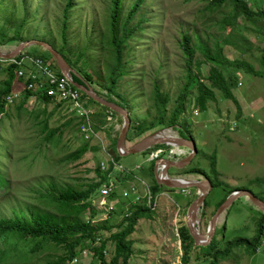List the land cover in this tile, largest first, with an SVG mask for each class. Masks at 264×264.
Instances as JSON below:
<instances>
[{"label": "rangeland", "instance_id": "374dc122", "mask_svg": "<svg viewBox=\"0 0 264 264\" xmlns=\"http://www.w3.org/2000/svg\"><path fill=\"white\" fill-rule=\"evenodd\" d=\"M68 2L0 0V28L7 31L9 37L19 35L26 41L39 40L51 44L62 53L77 78L90 76L94 86L89 85L101 98L107 101V98H111L122 106L124 98L125 104L131 109L134 125L158 116L153 109L155 85L170 96L169 111L177 104L188 82L187 59L182 49L185 35L192 37V44L196 48L193 74L197 75L196 66L201 63V79L205 84H209L208 78L212 76L214 66L205 61L198 48L200 45L215 50V46L220 44L233 64L248 62L256 71L264 72L262 23L255 25L240 19L235 28L228 27L225 30L222 21L231 8L213 13L207 9L209 3L201 0H146L129 24V28H134L144 20L142 29L135 32L125 47L123 66L119 73L118 98H115L104 89L110 85L111 68L114 66L112 49L108 45L111 41L113 0H73L72 9L65 12ZM135 2L123 0L122 24ZM251 3L254 7L253 0ZM18 46L17 43L9 44L0 47V50L10 52ZM26 53L34 57L41 54L52 61L50 52L39 46L30 47ZM9 69L7 65H0V92L8 79ZM234 72L235 68L232 67L226 71V75ZM239 83L235 95L240 102L244 101L242 111L220 92H216L217 102H209L207 108H202L193 91L187 113L182 118L198 150L218 156L220 181L226 184L223 189H213L208 197L207 200L212 203V208L207 210L209 217L226 192L247 190L264 202V80L243 74L240 75ZM36 101L34 99L29 103L22 114L19 107L24 102L10 108L0 118V221H29L38 210H48L53 185L59 191L67 187L81 189L108 177L107 181L114 180L117 186V195L110 200V205L115 206L116 210L108 214L99 204V194L96 195L93 201L99 212L96 222L104 224L107 221L114 232L120 231L126 208H130L133 199H126L125 191L136 186L140 195L144 196L146 188L156 184L155 176L151 174L149 155L142 153L120 157L115 154L119 164L133 176H125L121 172L111 175L97 172L98 165L107 162L110 157L107 153L112 154L113 140L121 135L123 120L118 116L107 120L100 131L106 150L88 151L81 160L68 162L66 157L74 153L85 138L80 132L76 116L68 107H47ZM85 104L96 114L104 113L90 99ZM37 117H40L39 121ZM44 123H48L49 131H63L61 137L57 133L52 144L46 141L48 132L44 133ZM69 123L71 125L66 127ZM161 130L164 129L159 127L141 135L139 133L138 136L133 130V139L127 141V145L138 143ZM173 130L180 134L179 127ZM90 143L95 145L99 141L95 138ZM186 157L188 154L181 159ZM200 157L196 162L202 169L210 171L211 159L202 157V154ZM183 170L171 168L169 175L172 178L207 180L202 176L187 175ZM198 195L195 189L184 192L161 188L154 217L141 220L131 237L134 241V256L130 264H179L182 261L179 230L186 225L187 211ZM203 211L204 208L199 212L202 219L200 230L207 233L209 226L205 224ZM87 217L88 214H85L83 219ZM263 220L262 210L248 198H241L231 207L220 221L216 238H225L221 248L223 252L238 243L245 246L235 251L236 259L223 264H264V234L261 237ZM225 224L227 230L223 232ZM110 236V233L105 234L107 238ZM258 239H262L258 253L252 254L251 250H254ZM0 250L5 253L0 255L5 261L3 264H49L63 254L60 248L51 245L42 255L32 256L30 246L21 241L16 233L1 237ZM91 261L92 256L88 254L82 264H90Z\"/></svg>", "mask_w": 264, "mask_h": 264}, {"label": "trees", "instance_id": "16d2710c", "mask_svg": "<svg viewBox=\"0 0 264 264\" xmlns=\"http://www.w3.org/2000/svg\"><path fill=\"white\" fill-rule=\"evenodd\" d=\"M209 3L207 9L213 13L219 12L225 8H231L230 13L222 21L223 29L231 27L235 28L240 19H245L246 21L253 22V24L258 25L262 23L264 25V0H253L254 7L252 6L251 0H201ZM146 0H136L132 11L129 13L128 18L123 19V0H113V11L111 15V41L110 48L112 49V60L114 61V66L111 68V80L110 85L105 86L104 89L111 96L117 97L118 85H119V73L120 68L123 66V56L125 47L128 45L130 39L133 38L136 31L141 30V24L144 20L138 23L134 28H129L134 16L138 13L141 7L144 5ZM73 0H69L65 12H69L72 9ZM262 29V27H259ZM192 37L189 35L184 36V43L182 44V49L185 53L187 59L188 67V77L187 85L181 91V95L177 99V104L174 106L173 110L169 111L170 96L162 92L159 86H154L153 91V109L158 113V116L151 121H145L144 123H136L131 118V128L127 141H132V131L137 132V136L140 133L148 132L150 130L162 127V129L179 127V131L182 137L191 138V133L186 131V121H182L183 116L187 113L189 98L191 97L193 91L196 92V100L202 108H207L209 102H217L216 92H220L224 95L225 99L236 104L238 109L242 111V105L239 99L235 95V91L239 88L240 75L253 76L255 78L264 80V72H258L255 70L254 66L248 62H238L233 64L226 56L225 48L217 44L215 50L209 48L208 46L200 45L198 48L201 49L205 61L214 66L213 74L208 78L209 84H205L202 81L201 68L202 64L199 63L196 66L197 75L195 76L192 71L193 61L195 57L196 48L192 44ZM26 40L22 39L19 35L9 37L7 31L0 28V47L6 46L14 43H23ZM61 56L62 53L58 51ZM51 54V53H50ZM38 58L44 59L53 70H55L60 76L61 73L54 59L49 61L44 56H36ZM63 57V56H62ZM262 64L264 66V56L262 58ZM235 68V72L226 75V71ZM124 70V69H123ZM242 73V74H241ZM125 73L123 72V76ZM74 82L82 85L85 81L91 86L93 85V80L90 76L79 79L74 77ZM17 82V74L15 69H9V75L6 82L3 84L2 90L0 92V118L5 115L6 100L10 94H12ZM82 99L86 101L88 98L81 93ZM34 97L31 94L27 95L26 101L21 105V114L27 110V106L31 99ZM42 104L48 106L54 105L51 99L44 97H37ZM108 101L117 104L123 109L127 110L131 114V109L126 105L125 99L123 98V106L121 103L113 101L111 98H107ZM91 102H93L91 100ZM98 105L97 103L93 102ZM101 107L100 105H98ZM57 108H64V105H57ZM104 113H98L94 116L95 131L100 133L102 128L105 126V122L110 117H118L116 114L110 113L107 109L101 107ZM170 112V118L167 119L168 113ZM106 113V114H105ZM40 120V117H37ZM78 126L81 127L82 121L78 120ZM73 123V122H71ZM71 123L66 124V127L70 126ZM44 133H47L46 141L48 144L54 143L55 136L60 133L59 137L62 136L63 131L60 129L49 131L48 123H44ZM81 132V131H80ZM82 134V133H81ZM135 134V133H134ZM83 135V134H82ZM136 135V134H135ZM120 138V137H119ZM119 138L114 139L111 147L112 155L121 154L118 150ZM58 143L56 142V145ZM159 146H154L152 148L144 151L143 154L150 155L152 150ZM101 149L100 144L92 145L90 140L84 138L83 144L77 148L74 153H71L66 160L68 162L74 163L81 160L88 151H98ZM208 157L211 159V170L207 171L201 168L199 162H196L197 158ZM201 158V157H200ZM117 159V158H116ZM118 160V159H117ZM151 174L155 176V162L151 163ZM97 172L102 173L101 166L98 165ZM187 175L202 176L205 179L210 180L214 185V191L217 189L225 188L226 184L220 181L221 174L218 170V156L204 154L202 151H198V155L191 162V165L186 167L184 170ZM104 174H111L107 172ZM108 177L101 179L99 183H93L88 186H84L81 189H76L74 187H67L63 190H58L57 186H52V195L48 200V210H38L32 217L31 220H2L0 221V239L6 234L16 233L19 235L21 241L26 242L31 250L30 254L32 256L42 255L47 248L51 245L56 246L62 250L63 254L58 257L55 261L49 264H70L76 259H80L81 255L85 252L92 256V261L90 264H130L131 259L134 256V241L131 239L132 235L135 234L136 228L139 222L143 219L151 220L155 211H152L146 204V201L139 204L130 205L129 209H126L125 219L120 225V231L114 232V228L108 225L107 221L104 224H99L96 222L98 218V211L93 206V201L96 195L99 194V189L104 182H107ZM161 188L157 182L154 187L150 188L153 197H157L161 191ZM235 192V191H234ZM234 192H226L224 199L217 203L215 206V211L212 216H208L207 210L212 208V203L210 200L205 202L203 219L205 224L208 226L212 218L215 216L219 208L225 203V201ZM88 214L86 219L83 216ZM95 222V223H93ZM264 220L261 224V237L264 234ZM227 230V224L224 225L222 231ZM106 233H110V237H105ZM181 238V250H182V262L183 264H192L193 254H195L194 264H223L226 261L236 259L235 251L238 248L245 246L241 243L230 246L226 252H223L221 248L225 243V238L218 240L217 238L214 242L207 247H198L194 245V239L191 237L188 229L183 226L180 230ZM262 239L257 240L254 250H251L252 254H257L259 250V245ZM5 254L1 253L0 255ZM5 261L0 258V264ZM29 262V261H28ZM26 262V263H28ZM83 259L79 260L78 264H82Z\"/></svg>", "mask_w": 264, "mask_h": 264}, {"label": "water", "instance_id": "95a60500", "mask_svg": "<svg viewBox=\"0 0 264 264\" xmlns=\"http://www.w3.org/2000/svg\"><path fill=\"white\" fill-rule=\"evenodd\" d=\"M39 46L51 53L52 58L56 62L61 75L72 83L73 87L84 94L88 99L97 103L101 107L107 109L112 114H116L122 117L123 129L118 141V150L121 156L126 157L134 154H142L149 148L160 145H173L177 147H183L190 150V155L178 161H168L161 159L155 163V180L157 184L162 188L167 189H180L189 191L192 189L198 190V197L193 201L189 207L186 214V225L191 237L194 239V245L198 247H207L211 245L216 239L218 227L222 217L228 213L231 207L241 198H248L258 209L262 210L264 213V202L256 197L252 192L247 190H237L225 201V203L219 208L215 216L212 218L210 225L208 227L207 233H202L200 230V219L199 212H201L207 202L208 197L214 189V185L210 180H192V179H182V178H172L168 176L171 168L185 169L191 165L198 154V147L196 142L192 138H184L182 136H177L175 138L171 137H159L162 132L173 129L167 128L158 131L152 135L145 137L140 142H136L131 146L127 145V137L131 128V118L127 110L118 106L115 103L107 101L98 95L94 89L87 83L83 82L82 85L74 82L73 78L77 77L76 73L67 64L61 54L55 50L51 44L45 41L32 40L21 43L16 49L10 52H4L0 50V60L1 61H13L21 56L22 53L26 52L30 47ZM164 166L166 168V176L170 179H164L160 174H158V168ZM198 216V223L193 222Z\"/></svg>", "mask_w": 264, "mask_h": 264}, {"label": "built area", "instance_id": "2783aa9c", "mask_svg": "<svg viewBox=\"0 0 264 264\" xmlns=\"http://www.w3.org/2000/svg\"><path fill=\"white\" fill-rule=\"evenodd\" d=\"M0 65H7L9 68L15 69L17 82L19 84L6 100V111L17 106L19 103L25 102L28 94H31L34 98H49L55 106L60 104L70 108L77 120L83 122L80 131L85 139L93 140L96 138L99 141L101 148L106 150L104 138L101 137V133L95 131L94 116L96 113L87 108L85 101L82 99L81 92L76 90L71 82L53 70L44 59L31 56V54L24 52L19 58L13 61L0 60ZM113 119V117L108 118V120ZM171 130L176 133L177 136H180L179 132H176L173 129ZM186 149L187 148L174 145H160L152 150V153L149 155V161L151 163H156L161 159L178 161L181 160V157L186 156L187 154L188 156L190 155V151ZM107 155L110 156L108 157L107 162H102L100 164L102 173L111 172L112 174L113 172H121L124 173L125 176H133L131 172L127 171L119 164L114 155L108 153ZM164 169L166 170L164 166H160L158 168V174L161 175L162 170ZM168 176L170 177L169 173ZM115 184L114 180H110L104 182L99 189V204L108 214L113 213L116 210L115 206L110 205L112 197L117 195V186ZM124 197L126 199L133 197L132 203L135 204L146 201L147 206L152 211L156 210L159 201L158 196L154 198L151 189L148 187L146 188L145 195L141 196L137 187L132 186L129 191H125ZM92 204L96 208L94 202ZM87 256L88 253L85 252L81 255L80 259H85ZM80 259H76L70 264H78ZM179 264H183V262L179 261Z\"/></svg>", "mask_w": 264, "mask_h": 264}, {"label": "bare ground", "instance_id": "6f19581e", "mask_svg": "<svg viewBox=\"0 0 264 264\" xmlns=\"http://www.w3.org/2000/svg\"><path fill=\"white\" fill-rule=\"evenodd\" d=\"M159 137H171V138H175V137H177V134L176 133H174L171 129L170 130H166V131H164V132H162V134L161 135H159ZM173 145H175L174 143H172ZM161 176L164 178V179H170L168 176H166V170L164 169V170H162V174H161ZM198 216H197V218H195L194 220H193V222H195V223H198ZM200 224V223H199Z\"/></svg>", "mask_w": 264, "mask_h": 264}, {"label": "crops", "instance_id": "0c3cea01", "mask_svg": "<svg viewBox=\"0 0 264 264\" xmlns=\"http://www.w3.org/2000/svg\"><path fill=\"white\" fill-rule=\"evenodd\" d=\"M17 44L20 45V43H17ZM242 85H243V84H242ZM252 85H254V82L252 83ZM17 86H19L18 82H16V86H15V88H17ZM15 88H14V89H15ZM34 99H35V101L37 100V101H36L37 103L42 104L41 101H39L37 98H33V99H31L29 103H31ZM25 101H26V100H25ZM240 103H241L242 106L244 105V101H241ZM8 110H9V109H8ZM8 110H7V111H8ZM130 204H131V203H130ZM132 204H135V203H132ZM126 209H128V208H126Z\"/></svg>", "mask_w": 264, "mask_h": 264}]
</instances>
